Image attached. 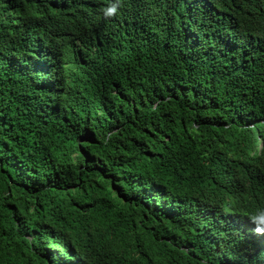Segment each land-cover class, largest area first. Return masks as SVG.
<instances>
[{
    "label": "trees",
    "instance_id": "trees-1",
    "mask_svg": "<svg viewBox=\"0 0 264 264\" xmlns=\"http://www.w3.org/2000/svg\"><path fill=\"white\" fill-rule=\"evenodd\" d=\"M261 218L264 0H0V264H264Z\"/></svg>",
    "mask_w": 264,
    "mask_h": 264
},
{
    "label": "clouds",
    "instance_id": "clouds-1",
    "mask_svg": "<svg viewBox=\"0 0 264 264\" xmlns=\"http://www.w3.org/2000/svg\"><path fill=\"white\" fill-rule=\"evenodd\" d=\"M119 10V8H118V3H112V4H110V8H109V10H110V12L112 11H116V10ZM257 223H264V218H261L260 220H258L257 221ZM262 229H260L259 227L257 228V231H261Z\"/></svg>",
    "mask_w": 264,
    "mask_h": 264
}]
</instances>
